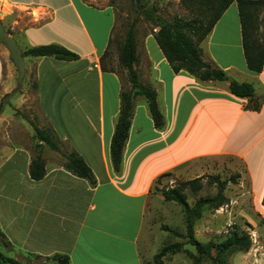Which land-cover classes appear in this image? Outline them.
Instances as JSON below:
<instances>
[{
    "label": "crops",
    "instance_id": "0c3cea01",
    "mask_svg": "<svg viewBox=\"0 0 264 264\" xmlns=\"http://www.w3.org/2000/svg\"><path fill=\"white\" fill-rule=\"evenodd\" d=\"M0 20L22 48L59 43L79 54L70 61H26L34 64L48 123L97 178L92 186L44 156L47 175L34 181L31 151L13 148L0 161V229L13 245L43 256L67 254L70 264H143L145 220L154 198L164 199L153 192L159 177L188 175L199 169L197 160L222 155L241 164L237 185L246 187L264 217V67L255 72L247 66L236 1L200 47L203 60L229 79L251 83L253 98L231 93L228 81L175 73L154 38L158 28L137 37L135 68L140 81L157 90L166 126L155 128L146 102L137 100L120 174L112 166L110 143L123 81L100 63L116 25L113 6L108 0H0ZM5 65L11 72L13 64L3 54L0 87ZM253 103L258 110L249 109Z\"/></svg>",
    "mask_w": 264,
    "mask_h": 264
},
{
    "label": "trees",
    "instance_id": "16d2710c",
    "mask_svg": "<svg viewBox=\"0 0 264 264\" xmlns=\"http://www.w3.org/2000/svg\"><path fill=\"white\" fill-rule=\"evenodd\" d=\"M237 2L242 27L243 49L250 70L261 72L264 67V34L259 36V26L257 24L258 12L264 9V0H181L182 4L190 11L197 14L190 18L175 17L169 21L162 17L155 8H149L144 0H131L132 10L136 16L126 25L125 35L121 42H116L113 29L108 48L100 58L101 67L104 71H113L114 68L105 64V59L110 55L111 47L116 43L118 48V65L126 71L127 84L122 76V89L120 92V113L115 123L114 133L110 143V156L114 171L120 174L123 166L124 149L129 138L135 103L139 98L146 102L155 128L162 130L166 126V117L159 107L157 90L150 84L140 81L139 72L135 68L138 62V41L136 26L141 18L151 21L154 28V38L167 59L169 65L175 73L185 70L195 75L202 81H228L231 93L240 97L252 99L255 88L251 83L238 82L229 79L225 70L221 69L213 62H206L202 58L200 43L211 32L214 25L221 18L225 10L233 3ZM111 5V4H110ZM112 6V5H111ZM117 21V17H116ZM13 34L12 31L8 30ZM25 59L27 57L40 58L51 56L60 60H77L79 54L59 43L41 44L23 48ZM37 90V81L34 82ZM2 102L0 103V111ZM249 109L258 110L255 103ZM35 138L37 143L31 151L32 159L29 165V176L34 181H40L47 175L46 158L43 150L45 147L59 153L63 157L61 167L71 175L87 180L92 186L97 184V178L86 163L84 158L75 148L67 143L68 150L63 151V141L56 133L51 124L47 127L34 125ZM168 175V173L162 176ZM159 177L158 182L162 178ZM240 173L236 172L228 179H221L220 176H207L208 182L216 185V193L212 197H200L193 205H190L188 195L185 192L187 187L194 191H199L202 186V177L182 181L172 187L160 188L165 201L177 203L182 210L185 221V236L187 243L194 246L197 256L194 264H200L203 258H208L211 264H229V256L236 251L247 250L252 240L248 232L234 229L230 235L222 241H208L201 243L194 237V226L206 208L219 209L230 202L225 194L229 182L238 183ZM264 205V198L262 200ZM264 221V219H263ZM167 228V226H164ZM6 237L4 233H0ZM8 243H10L8 241ZM184 243L174 242L165 245L155 254L152 261H143V264H164V257L174 254L182 249ZM36 257L44 260L55 261L57 264H70V257L67 254L54 253L50 256L35 254ZM24 264L12 257L4 255L0 251V264Z\"/></svg>",
    "mask_w": 264,
    "mask_h": 264
},
{
    "label": "rangeland",
    "instance_id": "374dc122",
    "mask_svg": "<svg viewBox=\"0 0 264 264\" xmlns=\"http://www.w3.org/2000/svg\"><path fill=\"white\" fill-rule=\"evenodd\" d=\"M115 10L117 17L114 36L116 42H121L125 35L126 24L135 16L132 10L131 0H108ZM149 8H155L158 14L169 21L175 17L190 19L197 12L188 10L181 0H144ZM257 24L259 36L264 34V9L258 12ZM154 25L151 21L140 19L136 26L138 40L151 31ZM115 43L110 49V55L105 59V64L114 68L122 76L127 84L126 71L118 65V48ZM6 56L13 64L11 72L5 65L4 81L0 87V161L15 147H25L32 150L37 143L35 138L34 125L47 127L48 120L44 116L39 105L37 92L34 87L35 69L32 61H26L27 73L23 85H17V68L3 43L0 42V55ZM63 151H67V143L62 142ZM44 156L54 164H61L63 157L51 149L45 147ZM199 169L188 175L165 176L158 182L154 193H159L160 188L172 187L176 184L202 177L203 186L199 191L187 187L185 192L188 195L190 205L200 197H212L216 193V185L209 183L207 176H220L221 179H228L236 173L241 164L232 156L222 155L197 160ZM52 164L49 162L48 164ZM239 179V178H238ZM242 190V191H241ZM243 191L245 192L242 195ZM225 194L230 202L219 209L206 208L194 226V237L201 243L208 241H222L227 238L231 231L239 229L250 234L252 244L244 251H236L229 258V264H264V217L259 209L255 208L254 200L250 198L246 187L241 188L237 183L229 182ZM231 199H238V202L231 203ZM164 226H167L165 228ZM3 233L0 229V233ZM141 242V253L144 261H152V258L165 245L182 242V249L174 254L164 257V264H194L197 252L191 244L187 243L185 236V221L181 207L172 201L154 198V208H149L145 220ZM10 242V241H9ZM0 251L24 264H57L55 261L44 260L36 257L35 253L20 249L8 243L0 235ZM8 264V263H3ZM200 264H211L208 258H203Z\"/></svg>",
    "mask_w": 264,
    "mask_h": 264
},
{
    "label": "water",
    "instance_id": "95a60500",
    "mask_svg": "<svg viewBox=\"0 0 264 264\" xmlns=\"http://www.w3.org/2000/svg\"><path fill=\"white\" fill-rule=\"evenodd\" d=\"M0 42L3 43L17 68V85L21 87L26 77V59L24 50L19 44L17 38L9 33L0 20Z\"/></svg>",
    "mask_w": 264,
    "mask_h": 264
}]
</instances>
